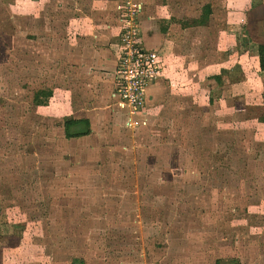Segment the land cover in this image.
I'll return each mask as SVG.
<instances>
[{"label": "rangeland", "instance_id": "1", "mask_svg": "<svg viewBox=\"0 0 264 264\" xmlns=\"http://www.w3.org/2000/svg\"><path fill=\"white\" fill-rule=\"evenodd\" d=\"M47 1L28 17L23 0H0V264H264V0H146V15H166L198 61L183 74L177 55L156 51L165 82L146 123L118 141L112 125L63 137L70 101L90 107L96 95L83 67L93 54L79 62L54 38L57 6L75 0ZM78 1L90 29L117 36V7L106 20L107 1ZM104 38L117 59V40ZM197 76L216 79L221 101L188 95ZM49 87L56 96L36 104Z\"/></svg>", "mask_w": 264, "mask_h": 264}, {"label": "crops", "instance_id": "2", "mask_svg": "<svg viewBox=\"0 0 264 264\" xmlns=\"http://www.w3.org/2000/svg\"><path fill=\"white\" fill-rule=\"evenodd\" d=\"M107 1V3L104 5L105 7H107L108 9L110 8V11L108 10V13L106 16L109 15V17L106 18V20H108L110 18V13L113 14L114 10L116 9V5L114 7V4H112V2H108V0H95V3H100L98 5L102 6L103 3H105ZM143 4H142V9H141V16H140V24H141V29H142V37H143V43L145 45V47L149 48V49H153L155 51H170L171 50V54H175L177 55L178 61V69L180 70L181 73L184 74L185 69H183L184 67H186L187 64H185L184 61L188 62V63H193V60L198 61V59L195 56H191L189 54V49H186V51L184 52L183 49V35L181 36V32L180 34L178 33H172L171 34V26L173 25L172 23H170L169 18L167 17L166 19L164 18L165 16H161V15H156L155 14H149L147 13L146 15V8H147V1L146 0H142ZM72 3V1H71ZM74 5L71 4L70 6L67 5V3L65 1H63L60 6H57V8H61L63 10L62 12V16L65 19L64 22V28L63 30H61V32L59 34L55 35V39H62V42L66 45V47L69 49L70 52V56H75L79 62H81L82 60V54H85L86 50L89 52V54L92 56L89 57V61H86V66L84 67V71H85V76L87 78H89V82H87L86 85H89L90 89L93 88V91H96V95L92 96L91 100V106L90 107H80L79 108V102L80 101H75L73 102L71 99L70 103H71V110L69 112H64V115H69V116H65L66 118H73V119H86L89 122V133L85 134V135H81L78 137H70V138H66L64 136V128L63 129V137L65 139L68 140H89L90 138H92V136L94 135H102L103 132L101 133L100 128L104 127V130L107 129L108 126H113V128H116V130H114V136L116 141L118 140H124L125 137H123V132L124 134H128V131H135L137 130V128L135 129H131L128 127L124 126L123 123V115L116 111H114V109H112L111 106V100H110V96H109V92H110V88H111V78H112V74L113 71L115 69L116 66V57L114 55L113 50H111L110 48V42L108 40H105L104 42H100L97 40H102L104 37V39H114L117 40V36L115 37V28L112 29H103L104 32L106 33H102V35L99 33V31H97L96 29H90V27L87 25V23L85 22V20L82 18V15H80V8H78V4L79 1L75 0L74 1ZM249 1L247 0L246 4H248ZM14 4L21 6L19 4H17V2L15 1ZM50 3L47 0H36V2H31V0H23L22 3V8H26L28 10L23 11V15L24 16H28L30 15L29 13V9L31 8L32 10H34V8L37 5V9L38 10H43L44 8H47V6ZM245 4V5H246ZM9 6L12 7L11 4L8 3ZM53 5V4H52ZM161 5V4H160ZM208 5L209 7H212L208 2H205V4H203V6ZM159 7L158 4H156L155 8ZM76 10H75V9ZM157 9V8H156ZM117 10V9H116ZM247 10V8H246ZM79 11V12H77ZM159 12H161L160 10H158ZM31 12V11H30ZM66 12L69 13L68 17L66 15ZM103 11H101L102 13ZM32 14L34 12H31ZM105 13V12H103ZM157 14V13H156ZM56 17L59 19V16L56 15ZM169 22V26L166 27L165 24L164 26H160V24H158L159 22ZM105 24V23H104ZM45 27V26H44ZM65 31V35L64 36H60L63 32ZM181 37V38H179ZM43 39H45V35L42 36ZM91 38H93V42L89 43L90 47L86 48L88 43L85 42H90ZM90 39V40H89ZM23 42H26V38L22 39ZM181 43V44H180ZM58 45V44H57ZM217 48H215V52H216ZM86 58V56L84 57ZM174 59V58H173ZM171 57L167 59V66H165L164 71L169 73L171 71V66L169 63L171 62ZM184 66V67H183ZM181 68L183 69L181 71ZM194 71V70H192ZM164 72V73H165ZM179 72H175V76L177 77V74ZM194 73V72H193ZM211 77L214 80H209L205 83V85L203 86V81L207 78ZM197 82L196 86L194 88L193 85L189 84V93L188 95L192 98H195V95L193 93H191V90H196L198 91V97H201V102L203 105H212L213 103H215V101H221L222 96L224 94V91L222 93H218L216 91V85H218V82L216 81V79L213 76H203V77H199L197 76V78H195ZM194 79V80H195ZM164 78L162 77H158L154 82H152L147 89V96L150 99L149 102H156L155 100V95L157 90H159L161 88V84L165 81H163ZM58 81V80H57ZM213 81V82H212ZM170 82V81H168ZM172 85H173V80L171 81ZM170 84V83H169ZM58 86H62L61 84H58ZM171 85V84H170ZM98 86V88H97ZM96 87V90H95ZM194 88V89H193ZM219 89V88H218ZM48 90V89H47ZM49 90H51V95L49 97H54L56 96L55 94V89L54 91L49 87ZM231 90V89H230ZM66 93L68 94V90H65ZM216 93V95H215ZM67 94H63L60 92L59 96L63 97L64 102H68V96ZM99 94V95H98ZM201 94V95H200ZM219 94V95H218ZM230 95H231V91H230ZM229 96V94H228ZM40 97V96H39ZM54 99V98H53ZM61 102H57V110L58 111L61 106L60 104ZM76 107H73V104ZM38 105H43V104H38ZM48 106V105H46ZM64 106H62L63 109ZM61 110V109H60ZM152 115V114H151ZM149 117H150V113H149ZM63 125V122H62ZM102 126V127H101ZM89 142V141H88ZM16 221V220H15ZM22 224H24L23 222H21ZM8 223H4L5 228L8 227ZM16 224L11 223V225H9V227H12ZM13 228V227H12ZM0 230L3 232V224L0 225ZM39 257H37V259L33 260L36 261V264H43V261H41V259H38ZM32 261V262H33Z\"/></svg>", "mask_w": 264, "mask_h": 264}, {"label": "built area", "instance_id": "3", "mask_svg": "<svg viewBox=\"0 0 264 264\" xmlns=\"http://www.w3.org/2000/svg\"><path fill=\"white\" fill-rule=\"evenodd\" d=\"M142 0H117L122 17L115 49L118 54L109 92L114 110L126 114L125 127L135 129L146 123L147 89L159 77L158 53L145 47L139 31L138 11Z\"/></svg>", "mask_w": 264, "mask_h": 264}, {"label": "trees", "instance_id": "4", "mask_svg": "<svg viewBox=\"0 0 264 264\" xmlns=\"http://www.w3.org/2000/svg\"><path fill=\"white\" fill-rule=\"evenodd\" d=\"M205 13H209V6L205 5L204 8ZM263 49V48H262ZM261 65H264V55L263 53L260 55ZM42 95V98L39 96ZM51 95V90H41L35 93L33 99H35L36 104H44L46 98ZM63 128H64V136L66 138L70 137H78L81 135H85L89 133V122L86 119H73V118H65L63 120ZM215 264H220L218 260L215 261Z\"/></svg>", "mask_w": 264, "mask_h": 264}, {"label": "flooded vegetation", "instance_id": "5", "mask_svg": "<svg viewBox=\"0 0 264 264\" xmlns=\"http://www.w3.org/2000/svg\"><path fill=\"white\" fill-rule=\"evenodd\" d=\"M264 25V24H263Z\"/></svg>", "mask_w": 264, "mask_h": 264}]
</instances>
